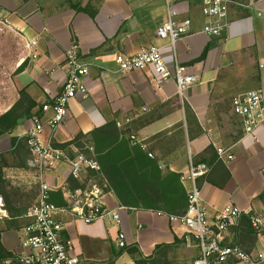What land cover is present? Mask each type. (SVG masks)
Masks as SVG:
<instances>
[{"label": "crops", "instance_id": "crops-1", "mask_svg": "<svg viewBox=\"0 0 264 264\" xmlns=\"http://www.w3.org/2000/svg\"><path fill=\"white\" fill-rule=\"evenodd\" d=\"M172 1L178 19L192 20L190 33L179 39L175 49L168 40H155L158 27L168 20L167 0H0V116L26 89L37 102L33 113L48 117L51 112L43 106L60 93L67 53L77 44L81 58L91 65L85 78L88 96L70 100L66 120L54 129L46 127L44 142L64 144L115 120L120 130L159 159L162 169L187 173L189 152L195 164L207 165L208 173L197 184L211 214L228 205L247 212L264 210V202L256 199L264 192V122L255 136L247 134L243 119L231 107L238 94L257 90L264 95V17L259 15L264 13V0H232L229 24L219 36L203 31L204 0ZM34 40L37 44L31 46ZM153 41L172 69L177 58L187 73L198 77L184 96L178 94L175 78L160 85L151 68L119 70L118 54L134 55ZM35 53L37 58L32 57ZM33 118L12 135L1 136L0 147L9 135L12 148L11 137L22 138ZM217 147L228 149L234 158L221 159ZM68 169L65 163L58 165L49 182L56 187L75 183ZM25 171L32 179L31 186L22 187L28 211L39 193L34 197L33 170ZM182 184L187 190L189 184ZM105 202L109 210L119 212L120 224L111 216L87 224L62 215L64 233L72 239L82 264L111 261L120 249V231L128 245L137 244L145 257L153 255L157 245L173 244L185 235L182 222L166 214L120 206L112 192ZM239 220L226 232L224 244L240 241L235 232ZM28 222L25 215L3 216L0 258L24 251L23 228ZM187 248L190 261L200 255L198 248ZM262 248L264 239L257 236L251 251ZM130 263L133 259L123 254L113 264Z\"/></svg>", "mask_w": 264, "mask_h": 264}, {"label": "built area", "instance_id": "built-area-1", "mask_svg": "<svg viewBox=\"0 0 264 264\" xmlns=\"http://www.w3.org/2000/svg\"><path fill=\"white\" fill-rule=\"evenodd\" d=\"M231 2L232 0L203 1L202 13L206 18L203 31L206 34H222L229 24ZM167 5L168 20L158 27L155 40H168L169 46L175 49L179 39L190 33L192 20L178 19V11L172 0H167ZM259 15L264 17L263 12ZM36 44L35 40L31 42V46ZM32 57L37 58L38 54L35 53ZM116 64L122 72L151 68L160 85L175 78L180 96H184L187 89L198 79L197 76L187 73L177 58L172 69L162 48L156 45L155 41L141 47L134 55L118 54ZM65 66L67 73L60 93L43 106L44 111L51 112L50 115L46 118L35 116L33 126L23 136L30 153L28 165L35 171L39 184L38 199L25 214L29 222L23 228L24 251L12 257L0 258V264H82L72 239L64 233L65 223L62 215L69 214L87 224L103 220L107 216H111L118 224L121 221L119 212L107 208L105 197L108 192L94 178L93 173L100 174L101 170L94 147H55L42 139L46 127L54 129L66 120L71 99L88 96L85 78L91 65L81 58L77 44L68 51ZM231 107L233 112L243 119L245 132L255 136L257 128L264 122V95L257 90L238 94L232 98ZM131 138L135 143H139L134 136ZM141 147L146 150L145 145L142 144ZM217 152L223 160L234 158L224 147H217ZM149 156L154 157L150 152ZM189 158L188 172L181 176V180L189 184L187 213L183 217L170 218L182 222L186 244H194L199 249L200 255L193 264H225L229 260H233L234 264H264V248L247 252L236 243H223L226 232L232 225L237 224L243 214L250 216L252 228L264 239V210L247 212L236 205H228L211 214L204 204L202 192L197 184V180L206 175L209 168L205 164H195L190 152ZM62 163L68 165L69 177L76 182L75 185L62 184L56 187L49 182L51 171ZM56 191L63 194L66 203L64 206H57L51 201L52 194ZM5 215V203L0 197V218ZM117 244L119 247L128 245L124 231L119 232Z\"/></svg>", "mask_w": 264, "mask_h": 264}, {"label": "trees", "instance_id": "trees-1", "mask_svg": "<svg viewBox=\"0 0 264 264\" xmlns=\"http://www.w3.org/2000/svg\"><path fill=\"white\" fill-rule=\"evenodd\" d=\"M23 68L24 64L20 66L19 71ZM36 106L37 102L27 90H21L19 100L0 116V137L6 134L12 135L18 126L37 116L33 113ZM11 143L13 153L21 158L15 167L29 169L27 161L30 153L26 138L12 136ZM54 146L80 148L93 146L101 166L100 174L93 173V175L96 181L105 186L107 192L114 194L120 206L151 210L169 217H183L187 213L188 194L181 181L182 175L168 168L162 169L159 159L150 157L140 144L135 143L130 136L118 128L115 120L87 134L79 133L70 142L54 144ZM11 167L14 165L9 163L6 154L0 153V195L4 198L9 217L16 218L27 213V205L24 204V194L20 188L14 186L7 178L6 170ZM33 185L32 190L36 197L35 193H39V184ZM256 199L264 202V192ZM51 201L57 206L66 204L60 191L52 194ZM235 232L240 241L234 243L240 245L243 250L251 252L256 246L258 234L251 226L249 215L241 216ZM183 244H186L184 237L182 240L177 239L173 244L157 245L153 255L149 257L143 255L137 244H130L120 247L114 258L106 264H113L114 260L123 254L129 255L134 264H177L168 259L167 253ZM225 264H234V261L229 260Z\"/></svg>", "mask_w": 264, "mask_h": 264}, {"label": "rangeland", "instance_id": "rangeland-1", "mask_svg": "<svg viewBox=\"0 0 264 264\" xmlns=\"http://www.w3.org/2000/svg\"><path fill=\"white\" fill-rule=\"evenodd\" d=\"M0 99H1V97H0ZM1 103H2V101H0V104ZM8 136H6L7 137L6 141L0 147V153H5L9 163L11 165H14V167L8 168L6 175L9 176V177L10 176H21V177H16L17 179L15 177H10V178L7 177V178H9V180H11V182H12V184L14 186L20 188L21 192L24 194L23 198L26 200V198H25L26 194L24 193L25 191L23 190L24 188H22V187H24L26 185L29 186L30 183L32 182V179L28 175H26L27 172L25 171V169L23 170V169L15 167V165L19 164L21 158L13 153V150H12V148L10 146V141L8 139L9 138ZM127 136L132 137L131 135H127ZM27 164H28V161H27ZM28 167H29V165H28ZM29 169H31V168L29 167ZM33 172H34V177H35V178H33V180H35L34 184H36V183H38V181L36 179L35 171H33ZM19 178H21V179H19ZM33 186L34 185L32 184V188H33ZM101 186H103V185H101ZM103 187L105 189V186H103ZM27 200H28V197H27ZM4 203H5V201H4ZM30 206H31V204H30ZM5 208H6V206H5ZM2 218H0V221H2L1 220ZM187 246L188 245L185 244V245L179 246L180 248L176 247V248H174L172 250H169L168 253H167L168 259L170 261H172V262L177 263V264H193L194 260L190 261L189 252L187 251L188 250ZM188 247H190V246H188ZM192 247L197 248L196 246H194V244L192 245ZM198 250L194 249V252H195L196 255L198 254Z\"/></svg>", "mask_w": 264, "mask_h": 264}]
</instances>
